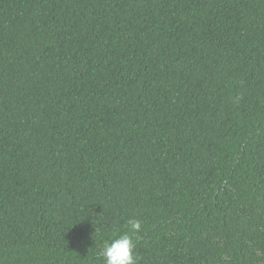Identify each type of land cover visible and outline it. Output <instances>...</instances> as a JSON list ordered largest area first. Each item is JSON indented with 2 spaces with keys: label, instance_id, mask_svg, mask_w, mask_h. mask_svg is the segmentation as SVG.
<instances>
[{
  "label": "trees",
  "instance_id": "16d2710c",
  "mask_svg": "<svg viewBox=\"0 0 264 264\" xmlns=\"http://www.w3.org/2000/svg\"><path fill=\"white\" fill-rule=\"evenodd\" d=\"M264 264V0H0V264Z\"/></svg>",
  "mask_w": 264,
  "mask_h": 264
},
{
  "label": "clouds",
  "instance_id": "9594fccd",
  "mask_svg": "<svg viewBox=\"0 0 264 264\" xmlns=\"http://www.w3.org/2000/svg\"><path fill=\"white\" fill-rule=\"evenodd\" d=\"M142 229V222L138 218L127 221V230L122 234H114L113 238L104 241L99 248V256L104 264H139L136 241L137 233Z\"/></svg>",
  "mask_w": 264,
  "mask_h": 264
}]
</instances>
